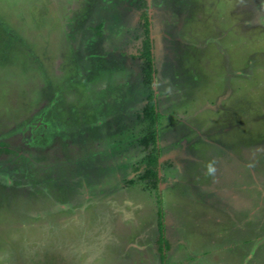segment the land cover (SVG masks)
<instances>
[{
    "label": "rangeland",
    "instance_id": "obj_1",
    "mask_svg": "<svg viewBox=\"0 0 264 264\" xmlns=\"http://www.w3.org/2000/svg\"><path fill=\"white\" fill-rule=\"evenodd\" d=\"M144 2L151 89L130 56ZM105 19L118 36L91 59ZM159 248L264 264V0H0V264H160Z\"/></svg>",
    "mask_w": 264,
    "mask_h": 264
},
{
    "label": "trees",
    "instance_id": "obj_2",
    "mask_svg": "<svg viewBox=\"0 0 264 264\" xmlns=\"http://www.w3.org/2000/svg\"><path fill=\"white\" fill-rule=\"evenodd\" d=\"M140 8V12H139V17L140 19L142 20V25H143V35L141 36H138V40L137 42L135 43V54H130L131 57H139L143 60V62L147 65L146 66V69L144 70V79H142V81L144 82L143 85L145 86H149L150 89H151V82H152V79L154 78L153 77V74L155 73V69H154V59H153V54H152V48H153V44H152V41H151V38H150V21L148 20V6L146 4V2H144V4H142V6L139 7ZM123 13V12H121ZM122 17V15H121ZM104 18V17H103ZM99 22H97V24L95 26H89L88 29L91 30V36H86V34L84 35L85 39H82V43H84V45L86 44L87 47H92V42L93 41H99L101 42V40H103L104 38L107 39V37H105V35H107V32L109 34H113L114 36H118V33H119V30L115 29L114 31V27L112 32H110L108 29L111 25H113V23L107 28L106 25H105V20L101 21V20H98ZM120 23H122L121 25H124L122 28L124 31H126L125 29H129V27L131 26L130 24L131 23V20L129 21V17L127 19H125V21L122 19V20H119ZM115 24H118V23H115ZM105 25V26H104ZM109 25V24H108ZM89 30V31H90ZM111 34V35H112ZM101 39V40H100ZM115 38L111 39V41H114ZM81 42V41H80ZM99 46H93V51H94V56L92 55V57H89V58H93V59H96V60H101L100 57H98L99 53H98V49L101 50V48L105 47L106 46V41H102V43H98ZM82 46V44H81ZM91 49V48H90ZM97 53V54H96ZM120 55L121 56H125L126 53L123 52H120ZM82 58V57H81ZM90 59V61H91ZM86 62V67L87 68H90V63L89 61ZM118 62V61H117ZM88 71V70H87ZM90 73V72H89ZM89 75V74H88ZM84 77V76H82ZM147 101L146 103H144L143 106H141V111L143 113V116L147 117L148 120L151 122V126L153 125V128H155V121H157V116L159 115H156V106H155V99H154V92L153 90L150 91V93L148 94L147 96ZM118 110V109H117ZM152 133H154V136H151ZM149 139L151 140V145H152V148H151V152L146 156L145 160L142 162L143 165H144V170L145 171V176L147 178V180H151L152 183L151 185L154 187V189L157 188V185L155 184V181H157L159 178H158V165H159V152H158V149L156 148V133L155 131L153 130L152 132L150 131L149 132ZM140 168V165L135 167L134 169H139ZM148 174V175H147ZM159 221H158V231H159V235H160V240L162 241V239H164V236H163V231H164V225H163V220H162V214H160L159 212ZM165 250V249H164ZM163 250V251H164ZM162 251V248H159V255H160V259L163 260L164 257H165V253Z\"/></svg>",
    "mask_w": 264,
    "mask_h": 264
},
{
    "label": "flooded vegetation",
    "instance_id": "obj_3",
    "mask_svg": "<svg viewBox=\"0 0 264 264\" xmlns=\"http://www.w3.org/2000/svg\"><path fill=\"white\" fill-rule=\"evenodd\" d=\"M147 4V3H146ZM155 5V4H154ZM147 6H148V20L150 21V38H151V34H152V29H151V24H152V22H151V20H155L156 21V19L154 18V19H152V17L150 16V14H151V12H150V10H151V6L153 7V4L151 5V6H149L148 4H147ZM155 7L156 8H158V10H159V12H160V9H161V6L159 5V4H156L155 5ZM162 13V12H161ZM155 13L153 14V16L155 17ZM158 15V14H157ZM161 21H163L162 19H161ZM151 41L153 42V40H152V38H151ZM153 44V43H152ZM93 48H91V50H92ZM152 54H153V48H152ZM153 77H155L156 78V72L153 74ZM155 78H153V81H154V79ZM153 81H152V87L154 86V84H153ZM154 90H155V92L157 91L156 90V88H154ZM166 91L164 90V92H163V94L165 93ZM162 97H164V96H162ZM162 99V98H161ZM157 105V101L155 100V106ZM156 148L158 149L159 148V146L157 145V140H156ZM158 162H159V160H158ZM161 167V163L159 162V165H158V175H159V168ZM158 178H159V176H158ZM159 180V179H158ZM226 195H228V194H226ZM238 201V200H237ZM233 201V205L235 206V205H238V206H240V202L238 201ZM243 205H244V207L246 206V204L245 203H243ZM243 211V210H242ZM245 211V210H244ZM157 217H158V221H159V214H158V212H157ZM163 220V219H162ZM163 223V225H164V222H162ZM157 229H158V222H157ZM158 233H159V231H158ZM163 236L165 237V230L163 231ZM159 239H160V235H159ZM157 245H159V243L157 244ZM158 249V248H157ZM166 251H168V249L166 248L165 249V251H163V252H166ZM170 251V250H169ZM158 252H159V250H158ZM159 262H160V264H167L166 262H167V257H166V254H165V257H164V259L163 260H161L160 259V255H159Z\"/></svg>",
    "mask_w": 264,
    "mask_h": 264
},
{
    "label": "clouds",
    "instance_id": "obj_4",
    "mask_svg": "<svg viewBox=\"0 0 264 264\" xmlns=\"http://www.w3.org/2000/svg\"><path fill=\"white\" fill-rule=\"evenodd\" d=\"M206 167L208 175H213L215 173L216 168L214 167V162H209Z\"/></svg>",
    "mask_w": 264,
    "mask_h": 264
}]
</instances>
